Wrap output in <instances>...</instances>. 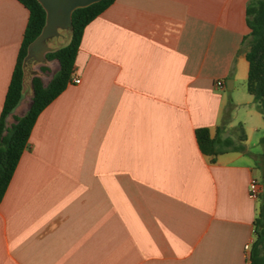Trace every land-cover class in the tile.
I'll list each match as a JSON object with an SVG mask.
<instances>
[{"label": "crops", "instance_id": "1", "mask_svg": "<svg viewBox=\"0 0 264 264\" xmlns=\"http://www.w3.org/2000/svg\"><path fill=\"white\" fill-rule=\"evenodd\" d=\"M250 1L114 0L84 28L1 199L0 264H249L248 184L264 151L246 91ZM28 16L0 0V113ZM57 70L30 67L8 125L29 109L32 79ZM228 105L221 135L241 126L244 150L206 155L195 132L214 137Z\"/></svg>", "mask_w": 264, "mask_h": 264}, {"label": "trees", "instance_id": "2", "mask_svg": "<svg viewBox=\"0 0 264 264\" xmlns=\"http://www.w3.org/2000/svg\"><path fill=\"white\" fill-rule=\"evenodd\" d=\"M17 1L27 9L29 16L0 113V202L19 158L27 148L28 138L37 116L70 82L74 59L84 28L114 2V0H101L73 11L72 32L68 42L56 51L46 54L47 60L57 62L58 70L47 83H43L37 77L32 79V98L29 109L24 116L14 118V122L8 125L7 118L12 114L22 94L23 59L26 56L27 46L39 35L45 21V13L36 0ZM245 13L249 28V34L243 38L242 42L247 46L246 60L249 66L246 91L253 97L256 109L264 117V0H251L246 6ZM45 70V68L42 69V71ZM231 107V105L227 106L222 124L216 128L214 137H210L207 128L196 130V141L204 154L215 157L227 151L244 150L242 143L245 135L241 126H239L236 140L221 135L229 122ZM262 143L264 144V140ZM260 169L263 192L259 196L258 213L253 222L254 240L249 252V264H264V151L261 154Z\"/></svg>", "mask_w": 264, "mask_h": 264}, {"label": "water", "instance_id": "3", "mask_svg": "<svg viewBox=\"0 0 264 264\" xmlns=\"http://www.w3.org/2000/svg\"><path fill=\"white\" fill-rule=\"evenodd\" d=\"M45 13L44 25L39 35L27 46L23 59V88L30 67L47 63L46 54L61 47L52 46L50 40L59 38L61 33L72 32V13L101 0H36ZM33 74L37 72L32 71ZM22 88V91H23Z\"/></svg>", "mask_w": 264, "mask_h": 264}, {"label": "built area", "instance_id": "4", "mask_svg": "<svg viewBox=\"0 0 264 264\" xmlns=\"http://www.w3.org/2000/svg\"><path fill=\"white\" fill-rule=\"evenodd\" d=\"M72 82L74 84H79L80 80L73 78ZM215 85L219 88H222L224 86L222 80H217ZM262 192H263V187L260 183V180L257 178H251L249 181V184H248V195H249V197L252 198L253 200H258L259 196L262 194ZM250 248H251V243H247L244 245V252L246 254L247 261H249Z\"/></svg>", "mask_w": 264, "mask_h": 264}, {"label": "rangeland", "instance_id": "5", "mask_svg": "<svg viewBox=\"0 0 264 264\" xmlns=\"http://www.w3.org/2000/svg\"><path fill=\"white\" fill-rule=\"evenodd\" d=\"M68 39H69V34L66 32H63V33H61V36L59 38L52 39V40H50V42H51L52 46H54V47H63L68 42ZM259 170H260V168H259ZM260 171H257L255 173L256 177H260Z\"/></svg>", "mask_w": 264, "mask_h": 264}]
</instances>
